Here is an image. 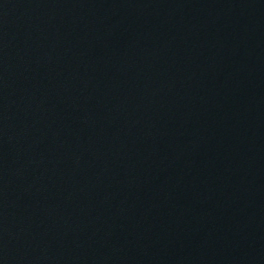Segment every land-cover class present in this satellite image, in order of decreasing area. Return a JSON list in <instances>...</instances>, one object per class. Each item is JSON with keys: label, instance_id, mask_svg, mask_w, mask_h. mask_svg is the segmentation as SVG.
Listing matches in <instances>:
<instances>
[{"label": "water", "instance_id": "95a60500", "mask_svg": "<svg viewBox=\"0 0 264 264\" xmlns=\"http://www.w3.org/2000/svg\"><path fill=\"white\" fill-rule=\"evenodd\" d=\"M264 0H0V264H258Z\"/></svg>", "mask_w": 264, "mask_h": 264}]
</instances>
